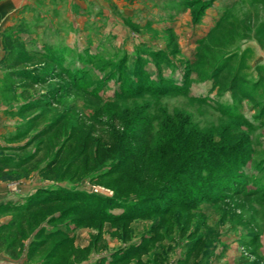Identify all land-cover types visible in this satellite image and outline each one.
<instances>
[{
  "label": "rangeland",
  "instance_id": "obj_1",
  "mask_svg": "<svg viewBox=\"0 0 264 264\" xmlns=\"http://www.w3.org/2000/svg\"><path fill=\"white\" fill-rule=\"evenodd\" d=\"M0 105V261L264 264V0H0Z\"/></svg>",
  "mask_w": 264,
  "mask_h": 264
},
{
  "label": "trees",
  "instance_id": "obj_2",
  "mask_svg": "<svg viewBox=\"0 0 264 264\" xmlns=\"http://www.w3.org/2000/svg\"><path fill=\"white\" fill-rule=\"evenodd\" d=\"M5 42L7 43V45L9 46L10 50H11V44L9 43L8 39H5ZM22 166L20 164L16 165V167H10V170H18L20 169ZM51 167H53V164L50 163V165L47 166V169H51ZM8 171H5V167L3 166L2 161H0V180L2 181H17L19 179L22 178V173L17 174L15 176L9 175V173H7ZM29 175V174H26ZM55 191H50V190H44L41 189L38 192H36V194H34L33 196H31L30 198H28L27 200H25V202L21 205H14V204H7L4 207H0V211H4V212H12L14 213L13 217L15 219H17L18 217H20L23 214H29L32 213L34 210L38 209V208H44L46 206V203L48 202H55V201H62L63 198H59V197H53ZM43 196V197H42ZM118 202V201H117ZM127 210H126V215L120 217V216H111L110 217L114 220H117V218H124L123 220H126V218H129L130 216L127 215ZM12 223V221H11ZM9 224L7 227H12V224ZM42 242V241H41Z\"/></svg>",
  "mask_w": 264,
  "mask_h": 264
},
{
  "label": "crops",
  "instance_id": "obj_3",
  "mask_svg": "<svg viewBox=\"0 0 264 264\" xmlns=\"http://www.w3.org/2000/svg\"><path fill=\"white\" fill-rule=\"evenodd\" d=\"M1 106V105H0ZM1 115V114H0ZM5 119L3 116H0V128L1 126L6 125L7 123L3 122ZM10 130L0 129V138L5 135ZM45 184L40 180L39 176H33L29 180H19V181H2L0 180V207H4L7 204H14V205H21L36 194L41 188L44 187ZM13 216H7L3 218L2 223L3 225L9 224L12 220Z\"/></svg>",
  "mask_w": 264,
  "mask_h": 264
},
{
  "label": "water",
  "instance_id": "obj_4",
  "mask_svg": "<svg viewBox=\"0 0 264 264\" xmlns=\"http://www.w3.org/2000/svg\"><path fill=\"white\" fill-rule=\"evenodd\" d=\"M0 264H13V263L5 262V261H0Z\"/></svg>",
  "mask_w": 264,
  "mask_h": 264
}]
</instances>
